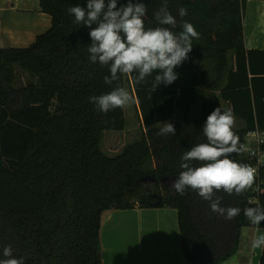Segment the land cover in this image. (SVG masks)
<instances>
[{"label":"trees","instance_id":"1","mask_svg":"<svg viewBox=\"0 0 264 264\" xmlns=\"http://www.w3.org/2000/svg\"><path fill=\"white\" fill-rule=\"evenodd\" d=\"M140 2L145 27L158 26L154 13L162 0ZM246 2L167 0L177 19L173 31L182 30L178 10L184 7L183 20L200 37L174 69L178 79L152 92L153 77L137 84L122 76L108 85V67L89 62L90 29L67 12L87 0H39L51 16L49 30L25 48L0 46V258L10 245L25 264H102V214L136 207L176 210L180 249L190 264H220L237 252L243 227L252 225L243 209L253 206L254 196L264 207V166L244 194L217 193L221 206L241 209L231 221L211 212L196 192L181 196L172 185L183 153L206 142L202 128L215 108L234 112L239 147L249 131H264V50L245 47ZM126 3L118 0V7ZM18 71L29 76L25 84ZM117 85L130 88L142 130L109 156L102 137L125 128L124 108L105 114L89 97ZM164 122L175 126V135H157ZM232 159L253 165L242 151Z\"/></svg>","mask_w":264,"mask_h":264},{"label":"clouds","instance_id":"2","mask_svg":"<svg viewBox=\"0 0 264 264\" xmlns=\"http://www.w3.org/2000/svg\"><path fill=\"white\" fill-rule=\"evenodd\" d=\"M146 5L140 0H127L118 7V0H87L86 7L79 4L67 9L74 17V23L90 29L91 44L87 46L90 63L107 66L110 76H105L108 85L120 80L122 76H132L137 84L153 77L152 92L161 85H171L178 79L174 71L177 66L189 59L193 40L200 33L195 27L183 20L187 9L179 8L182 30L177 27V19L168 9L167 0L154 13L156 27H145ZM90 103L102 113L117 108L123 109L133 102L130 92L117 85L111 91L89 97ZM157 135H175L176 129L171 122L160 124ZM235 115L231 109L215 108L206 118L202 132L206 142L199 143L183 153L180 171L173 181L175 191L181 196L192 190L200 198L209 202L211 212L233 220L241 213L239 207L221 206L223 191L229 196H240L252 189L255 183L254 169L232 159L239 154L240 138L233 131ZM244 217L259 226L264 222V207L254 206L243 209ZM264 247V233L257 235L251 242L252 249ZM0 264H25L22 257L13 256L11 246L2 249Z\"/></svg>","mask_w":264,"mask_h":264},{"label":"crops","instance_id":"3","mask_svg":"<svg viewBox=\"0 0 264 264\" xmlns=\"http://www.w3.org/2000/svg\"><path fill=\"white\" fill-rule=\"evenodd\" d=\"M243 26L245 47L264 50V0H247ZM50 27L51 16L40 10L39 0H0L2 48L28 47ZM134 222L139 229L132 233ZM119 227L126 231L120 240ZM262 233L258 226L243 227L237 252L220 264H259L263 247L252 249L251 242ZM100 240L102 264H190L180 249L173 208L107 210L101 217Z\"/></svg>","mask_w":264,"mask_h":264},{"label":"rangeland","instance_id":"4","mask_svg":"<svg viewBox=\"0 0 264 264\" xmlns=\"http://www.w3.org/2000/svg\"><path fill=\"white\" fill-rule=\"evenodd\" d=\"M244 15H245V11H244ZM17 73L21 84H25L29 80V76L27 75V73H24L23 71H18ZM126 89L130 92L132 96L130 88L127 86ZM124 113L127 121L125 128L122 131H106L102 137L101 150L109 156H115L116 154L122 151L123 147L126 144L140 138L142 123L134 99L132 103L124 107ZM131 228H132V233L136 232V230L139 229L138 223L134 222ZM155 229L156 228L154 225L150 227L151 234H155L156 232ZM118 232H119L118 235L119 240L121 235L122 238L124 239V234L126 231L123 228L119 227ZM121 245L122 242L120 243L119 241L118 247L121 248Z\"/></svg>","mask_w":264,"mask_h":264},{"label":"built area","instance_id":"5","mask_svg":"<svg viewBox=\"0 0 264 264\" xmlns=\"http://www.w3.org/2000/svg\"><path fill=\"white\" fill-rule=\"evenodd\" d=\"M240 148L242 153L253 161L251 167L255 171V177L259 178V169L264 166V131L259 129L249 131ZM256 191H259V187L256 188ZM249 202L253 205L252 207L260 204L256 196L249 199Z\"/></svg>","mask_w":264,"mask_h":264}]
</instances>
